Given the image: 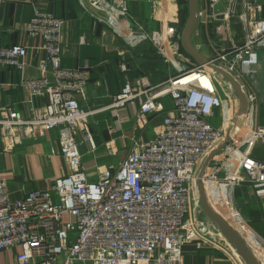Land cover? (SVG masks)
<instances>
[{
	"label": "built area",
	"instance_id": "built-area-1",
	"mask_svg": "<svg viewBox=\"0 0 264 264\" xmlns=\"http://www.w3.org/2000/svg\"><path fill=\"white\" fill-rule=\"evenodd\" d=\"M218 3L222 8H216ZM88 7L120 15H128L129 9L128 0H88ZM263 9L264 0H206L197 8V27L223 23L228 31L231 21L241 26L242 40L236 43L227 34L232 36L227 44H211L209 59L248 88L239 129L233 122L235 93L230 85L221 87L203 66L188 62L180 46L182 28L168 25L147 32L130 17L137 39L149 41L173 74L155 84L146 75L126 79L111 96L115 118L110 130L121 132L127 124L145 128L151 115L163 110L162 96L170 97L172 108L147 141L118 136L125 155L116 168L83 160L80 144L87 142L91 152L96 147L89 128L93 111L79 104L86 98L90 65H62L64 20L34 10L25 29L40 44L0 45V66L19 72L18 81L8 85L25 92L28 111L23 116L0 105V150L56 129L66 174L50 188L30 190L21 198H11L6 181L0 180V249H19L14 264H183V246L203 242L190 225V182L198 180L202 164L220 145L205 165L203 187L232 179L249 183L264 196V160L253 156L254 148L264 146V125L257 121L264 102V91L258 89L259 76L264 78ZM193 45L199 50L200 44ZM134 46L128 43L122 53ZM30 48L44 52L33 65L35 75L27 74ZM37 98L44 99L42 106L35 105ZM215 108L223 111L219 126L208 120ZM106 154L113 157L115 152L107 149Z\"/></svg>",
	"mask_w": 264,
	"mask_h": 264
},
{
	"label": "crops",
	"instance_id": "crops-1",
	"mask_svg": "<svg viewBox=\"0 0 264 264\" xmlns=\"http://www.w3.org/2000/svg\"><path fill=\"white\" fill-rule=\"evenodd\" d=\"M205 1L197 0L198 6H202ZM128 8V15H121L122 27L118 32H110L115 44L111 42L104 46L102 41L105 42L106 37L102 35L105 30L102 19L96 14L98 10L88 7V0H0V45L36 46L40 44V40L28 35L25 29L35 9L53 13L64 20L62 65L80 66L85 61L90 65L86 98L79 104L93 111L89 117V128L96 147L91 152L85 142L86 144H80V152L84 161L94 159L98 165L110 168H116L125 155V150L121 148L118 140L120 134L123 133L127 137L135 135L140 140L147 141L161 129L162 116L172 108L170 97L162 96L160 100L163 110L152 114L145 128L133 129L131 124H127L121 132L110 130L114 126L115 118L110 110L111 96L121 90L126 79H132L138 74L146 75L150 82L155 84L170 77L171 73L173 74L166 64L159 70L158 65L154 70H150L154 65L151 66L152 62H149L147 58L151 56L149 53L154 55V49H151L149 41L137 39L131 29L133 25L130 20L131 18L136 19L147 32L164 28L170 24L179 25L176 1L128 0ZM172 15L176 17L174 23L170 20ZM197 29V33L192 35V42L200 44L199 51L208 59L212 58V43L227 44L228 38L232 36L233 40L239 43L243 36L240 24L235 21L230 22L228 31L226 24L223 23H213L197 27ZM227 34L232 36L227 37ZM127 41L137 44L136 50L131 51L132 53H122ZM142 50L145 51L143 54ZM39 55H44V52L38 53L32 48L29 49L28 75L36 74L33 65ZM185 56L191 65L195 64L190 57L186 54ZM155 57L160 59L157 55ZM146 60H148L147 63ZM141 62L147 67L151 66L150 69L145 68ZM18 79L19 72L16 68L0 66V105H6L10 109L20 111L23 116H27V106L23 103L25 92L18 87L8 85L16 83ZM258 89L260 92L264 91L262 75L258 78ZM245 90L247 92L248 88L245 87ZM34 103L42 106L44 99L37 98ZM130 108L134 110L133 107ZM220 114H223V111L215 108L213 115L208 117L209 122L214 126H219ZM217 118L218 123L215 122ZM262 119H264V102L258 110L259 124L263 123ZM57 140L58 131L49 129L37 139H26L8 151L0 150V180L6 181L7 192L11 198H21L33 189H48L55 178L66 174ZM107 149L115 152L113 157L107 156ZM254 152L258 154L264 152V146L254 148ZM257 159L264 160L259 157ZM206 198L208 203L214 204L215 212H219L218 214L244 239L252 242L251 247L254 253L262 257L260 263L264 264V196H259L256 189L247 182L236 183L232 179H227L212 190L210 197L206 194ZM219 245L223 246L221 243ZM18 250L0 249V264H14ZM182 250L183 264H244L240 258L232 259L226 253L224 255L220 247L204 240L185 244Z\"/></svg>",
	"mask_w": 264,
	"mask_h": 264
},
{
	"label": "water",
	"instance_id": "water-1",
	"mask_svg": "<svg viewBox=\"0 0 264 264\" xmlns=\"http://www.w3.org/2000/svg\"><path fill=\"white\" fill-rule=\"evenodd\" d=\"M188 3V15L183 24L181 30V37H180V46L183 52L190 57L197 65L203 66L205 68H209L216 73H218L221 77H223L230 87L232 88L233 92L237 97V109L236 113L233 116V122L236 123V128L239 129L244 122L245 114L247 111L248 100L246 96V92L242 87L241 83L228 71H226L221 66L213 63L202 53L195 48L192 42V35L198 26V19H197V8L198 3L197 0H187ZM216 8H222L221 3L216 5ZM223 145H220L217 150L213 153L215 154L218 150H220ZM206 158L204 163L202 164L199 173H198V185L200 187L198 201L200 207L204 211V213L217 225V227L222 231L224 237L227 241L234 247L236 254L245 264H261L260 259L262 258L260 255L258 256L253 253L250 249L248 244L244 241L241 234L235 230L230 224H228L217 212H215L209 205L207 198H206V189L203 187L202 184V176L204 173L205 165L210 158Z\"/></svg>",
	"mask_w": 264,
	"mask_h": 264
},
{
	"label": "rangeland",
	"instance_id": "rangeland-1",
	"mask_svg": "<svg viewBox=\"0 0 264 264\" xmlns=\"http://www.w3.org/2000/svg\"><path fill=\"white\" fill-rule=\"evenodd\" d=\"M96 14H98V16L101 17V19H102L101 21L103 23V29L105 28L104 31L107 32V36H106V39H105V43L107 45L108 44H111V42H112V44H115L114 39H111L110 32H115V31L118 32L119 29L122 27L123 22L121 20V15L118 14L117 12H115V11H112V10H106V11L98 10L96 12ZM171 23H174V22L172 21ZM170 25H172V24H170ZM131 29H133V26L131 27ZM157 29H162V28H157ZM131 42H133V41H127V43L125 44V47H123V48H126L127 47V44L128 43H131ZM133 43H135V42H133ZM136 45L137 44H135V46L133 47V50L132 51H135L136 50ZM149 45H150V47L152 49L153 46L150 44V42H149ZM150 47H148V50H150ZM144 52L145 51L142 50L141 53L143 54ZM153 52H154V50H153ZM149 54L151 56L149 58H147V59L149 60V62H152L150 64H152L151 66L154 65V67H152L150 69L149 67H151V66L147 67L146 65H144L141 62V64H143V66L145 68H148L150 70H154L156 68V66L158 65L157 68L159 70V69H161L162 66L165 65L164 61H162L160 57H159L160 59H158L157 57H155L156 56L155 53H154L155 56L153 54H151V53H149ZM148 60H146L145 62L147 63ZM137 63L139 64V62H137ZM141 64L139 65V68L141 67ZM205 70L208 71V73L217 81V83L221 87L228 89V84L224 82V78H222L219 74L215 73L212 70H208L207 68H205ZM236 109H237V107H236ZM235 113H236V111H234V114ZM215 120H216L215 122L218 123V118L215 119ZM262 122L263 123H261V124L264 125V119H262ZM79 140H80V137H77V141H79ZM83 143H85V141ZM80 146H79V149L81 150V147ZM259 154L256 153V152H254L253 153V156L255 158L259 157V158L264 159V152H261ZM90 155H92V153H90ZM206 189H208V188H206ZM206 191H208V190H206ZM199 192H200V187L198 185V180L193 179L190 182V201H189V213H190L189 219H190V225H192L194 227V229L197 231L198 235L204 241H207V242H209L211 244H214V245L220 247V250L223 252V254L226 253V255H228V257H231L232 259H234V258L235 259H239L238 255L235 252L234 247L227 241V239L224 237L222 231L204 213V211L200 207V204H199V201H198ZM196 226H198V228ZM219 243H221L223 246H220ZM240 260H239V262H240ZM242 263H244V262L242 261Z\"/></svg>",
	"mask_w": 264,
	"mask_h": 264
},
{
	"label": "trees",
	"instance_id": "trees-1",
	"mask_svg": "<svg viewBox=\"0 0 264 264\" xmlns=\"http://www.w3.org/2000/svg\"><path fill=\"white\" fill-rule=\"evenodd\" d=\"M176 1V6H177V10H178V15H179V25L178 27L181 29L183 27V24L187 18V15H188V3H187V0H175ZM263 16H264V11H263ZM171 21H175L176 20V17H174L172 15V18H170ZM182 50V48H181ZM183 51V50H182ZM140 75V74H138ZM136 75V76H138ZM229 85V84H228ZM215 188L209 190L206 192V194L208 195V197H210L211 193H212V190H214ZM210 203V207L216 211L215 209V206L213 203L209 202ZM219 213V212H218ZM233 227V226H232ZM234 228V227H233ZM244 239V238H243ZM245 242L248 244V246L250 247V249L253 251L254 253V250L253 248L251 247V244L252 242H249L247 239H244ZM255 254V253H254Z\"/></svg>",
	"mask_w": 264,
	"mask_h": 264
},
{
	"label": "bare ground",
	"instance_id": "bare-ground-1",
	"mask_svg": "<svg viewBox=\"0 0 264 264\" xmlns=\"http://www.w3.org/2000/svg\"><path fill=\"white\" fill-rule=\"evenodd\" d=\"M208 70H211V69H209V68H207ZM213 71V70H212ZM215 72V71H214ZM216 73V72H215ZM218 74V73H217ZM195 77V76H194ZM211 188H217V187H211ZM209 189V188H208ZM245 241V240H244ZM255 255H256V257L259 259V255H257L256 253H255ZM239 257V256H238ZM260 261H261V259H260ZM245 264V263H244Z\"/></svg>",
	"mask_w": 264,
	"mask_h": 264
}]
</instances>
